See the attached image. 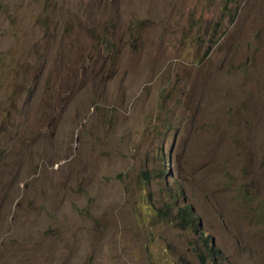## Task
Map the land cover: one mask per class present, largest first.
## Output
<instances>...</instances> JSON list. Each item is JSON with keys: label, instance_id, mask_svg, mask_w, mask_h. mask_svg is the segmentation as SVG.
I'll use <instances>...</instances> for the list:
<instances>
[{"label": "rangeland", "instance_id": "obj_1", "mask_svg": "<svg viewBox=\"0 0 264 264\" xmlns=\"http://www.w3.org/2000/svg\"><path fill=\"white\" fill-rule=\"evenodd\" d=\"M0 264H264V0H0Z\"/></svg>", "mask_w": 264, "mask_h": 264}, {"label": "trees", "instance_id": "obj_2", "mask_svg": "<svg viewBox=\"0 0 264 264\" xmlns=\"http://www.w3.org/2000/svg\"><path fill=\"white\" fill-rule=\"evenodd\" d=\"M164 102V96L160 95L159 97V108H162V103ZM173 128L172 123L169 119L162 116V113L159 111L155 117L147 119L145 129L151 135H158L162 129L171 130ZM160 129V130H159ZM162 172L158 174V177H161ZM149 176H144V180L149 181ZM160 212V210H158ZM175 217L178 219L177 226L181 229L190 228L193 230L197 229V224L193 217L192 208L189 204H184L177 208ZM206 240V239H205ZM210 252H213L211 246L209 247Z\"/></svg>", "mask_w": 264, "mask_h": 264}]
</instances>
